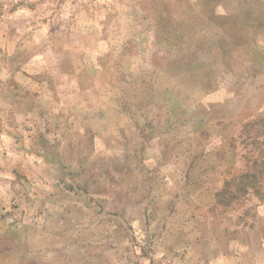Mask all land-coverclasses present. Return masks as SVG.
<instances>
[{"label":"rangeland","instance_id":"obj_1","mask_svg":"<svg viewBox=\"0 0 264 264\" xmlns=\"http://www.w3.org/2000/svg\"><path fill=\"white\" fill-rule=\"evenodd\" d=\"M61 222L55 263L264 264V0H0V235Z\"/></svg>","mask_w":264,"mask_h":264},{"label":"crops","instance_id":"obj_2","mask_svg":"<svg viewBox=\"0 0 264 264\" xmlns=\"http://www.w3.org/2000/svg\"><path fill=\"white\" fill-rule=\"evenodd\" d=\"M229 16L230 14L225 15V13L221 10L220 12H216L215 14H213V17L210 19V21L216 24L217 30H218V28L220 27L221 28L225 27V24H229V21L231 20L230 18H232V16H230V18ZM220 21H223L224 25L221 24L219 26L217 23ZM217 32H221V33H218V35L220 36H223V35L228 36V37L233 36L232 34L228 35L225 32V29H224V32L222 31V29H220V31H217ZM238 36H239V33H238ZM233 43L234 44L232 45V49H230V47L226 44H221L217 46L219 48H215V52L219 51L222 54L226 53V56H227L228 54L227 52H234L236 48L237 49H243V48L247 49L248 48V45L246 44H241L239 42H233ZM227 58H229V56H227ZM230 60L231 59L227 60L226 58L225 59L221 58V61L217 62L215 66L218 67V69H221L226 72L224 73L222 71L223 73L222 76L227 78L229 77L228 75H231V80H238L236 78L234 79V75L239 77V70L237 69L245 65H239V64L235 65V61L234 60L230 61ZM146 64L151 67L152 71L155 74H158V75L162 74V76L160 77L161 80H177L176 76H173L172 78V74L170 75V70H169L170 67H167L166 69L162 68L163 71H161L159 66H156L153 63L147 62ZM186 75L187 77H184L183 80H186V79L187 80H209L210 79L209 75L207 74H204L203 76H200L198 78L194 77L196 79H193L192 73L190 71L187 72ZM160 79L154 78L153 80H160ZM151 106H153V109L155 108L157 112L159 111V108H156L153 104ZM152 117H153L152 119H156L158 115L155 114V116H152ZM65 224L66 223L61 222V228L59 230H49L46 227L40 226L41 236H39L38 238L30 236V234L28 235V233H26L28 228L25 226L22 227L25 233L19 240H15L14 238H12L10 232L9 234H7V232H4L2 235H0V264H60V263H55L57 257L55 256V253H54V249H53L54 247L51 246V244L53 243V238L55 236L56 238L61 239L60 237H58V235L60 234L62 235L63 231H65V228H64ZM71 241L73 244H74V241H75V244L80 243L79 240H77L76 238L74 239V237H71ZM84 254L82 255V257L85 256ZM87 256L88 257L81 258V256L77 255L73 259H76V261L83 259V261H85V260H88L90 256H94V254H88L87 252Z\"/></svg>","mask_w":264,"mask_h":264}]
</instances>
